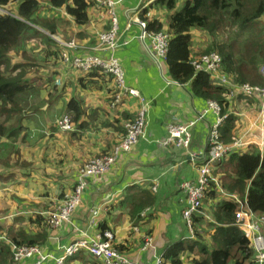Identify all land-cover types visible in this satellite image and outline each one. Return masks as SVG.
Segmentation results:
<instances>
[{"label":"crops","instance_id":"1","mask_svg":"<svg viewBox=\"0 0 264 264\" xmlns=\"http://www.w3.org/2000/svg\"><path fill=\"white\" fill-rule=\"evenodd\" d=\"M45 1L40 0L41 4ZM146 2L147 0H121L117 4L119 44L125 41L128 43L116 49L126 83L143 97L152 100L144 137L138 140L130 152L121 153L108 173L88 182L73 222L76 227L84 228L89 210L95 206L100 207V223H104L107 230L113 232L114 244L122 253L141 264H152V252L139 250L144 241L143 233L151 236L156 251L160 254L167 245L186 235V227L181 218L184 199L179 184L184 179L195 180L200 160L198 157L205 150L209 125L215 121V116L209 113L190 127L191 141L188 148L162 144L166 140V127L171 119L176 117L177 120L188 123L203 108L206 100L195 96L189 83L175 82L165 72L167 82L147 57L141 41L136 38L140 33L139 26L125 14L126 9L135 8V16L139 17L140 12L148 8L152 15L153 8L148 7L149 4L143 7ZM52 11L57 21H63L69 36L77 40L79 48L74 54H111L94 49L97 48V32L109 27V19L94 0L87 9V22L83 25H76L64 7H53ZM46 15L47 11L44 12V16ZM161 21L163 22L162 18ZM197 32L199 36L201 31ZM205 47L206 45L196 50L200 52ZM45 67L50 78L45 79L46 82L33 91L40 95V99L36 101L39 107L34 112L35 127L26 141H16L17 147L14 146L15 142L14 145L10 144L9 150L17 149V153L8 155L15 164L7 161L2 163L5 165H0V203L33 202L37 204L35 207L41 208L40 202H58L61 195L71 191L82 162L90 156L108 152L122 135L125 122L133 119L137 108L138 103L132 96H126L123 103L115 109L110 106L109 96L113 91V82L107 76L97 72L80 73L55 58ZM47 76L42 75L44 78ZM56 79L60 80L58 84L54 83ZM51 88H55L57 92H52ZM72 98L77 102L75 130L62 132L57 128L55 119L66 112V104ZM258 105L256 99L243 100L239 97L223 103V112L228 116V124L232 126V129H227V133L244 135L247 146L243 150L256 146L260 140L259 132L250 129ZM2 140L7 141L5 138ZM5 151L8 152V149ZM190 154L195 155L194 161L190 159ZM18 156L25 159L21 161L19 157V160H15ZM226 162L223 160L215 165L213 172L217 182H211V186L217 187L219 181L232 176L231 163ZM156 182L157 186L153 191L152 187ZM145 195L150 197L149 201L144 198ZM213 195L208 194L203 203V210L209 215L223 201L220 196ZM139 204L144 207L143 210L148 208L147 217L139 223L138 229H134L138 220L132 218L130 208ZM5 212L9 211L3 207V212L0 213ZM23 212L24 209L18 213L25 214ZM9 220L10 217H0V226L8 225ZM15 225L20 226V222ZM198 227L209 230L204 225ZM33 228L34 230H27V233L37 238L40 230H36V224ZM76 234V228L69 225L60 229L48 228L42 247L58 253L61 246L77 238ZM0 235L5 234L0 231ZM81 253L87 254L86 251ZM31 261L32 259L24 260L20 264H31ZM70 264L80 263L73 259Z\"/></svg>","mask_w":264,"mask_h":264},{"label":"trees","instance_id":"2","mask_svg":"<svg viewBox=\"0 0 264 264\" xmlns=\"http://www.w3.org/2000/svg\"><path fill=\"white\" fill-rule=\"evenodd\" d=\"M15 3H17L16 9ZM43 3L41 4L39 0H0V8L4 7L1 9L5 11L4 14H0V150H3L0 153V165L9 161L7 159L9 153H17L16 148L9 150L10 144L14 145L15 142L14 146L17 147L16 141H26L36 124L34 112L39 104L34 102L27 112L15 101L16 96L25 91L33 92L45 83V79L50 78L45 65H49L53 58L60 59L66 64L64 55L69 57L73 54L66 44L72 41L77 43L75 38L69 36L63 21L56 20L53 7H64L65 12L76 25H83L87 22V9L92 5L93 0H46ZM8 6L13 9L6 8ZM148 7L153 8L152 15L147 8L140 13V19L145 21L147 30L155 33L163 32L168 36L165 72L178 83H189L190 90L199 98L213 99L223 106L226 95V88L221 84L220 79L210 78L209 74L197 70L191 64L192 60L198 61L203 54L217 53L222 60V72L234 82H245L248 77L247 70L251 66L257 68L264 64V0H152ZM45 11H47L46 16H44ZM158 12L161 16H165V24L161 21ZM193 30L203 31L207 37L206 47L200 52L194 46V37L198 39L200 37L195 35ZM116 51L112 54L118 59L125 79L124 69ZM151 63L154 65L152 61ZM101 74L109 77L113 82L109 104L115 109L128 95L112 105L116 91L114 77L103 72ZM42 75L48 76L44 78ZM51 91L57 92L55 88H51ZM139 108L140 105L137 104L133 119H129L125 124L136 118ZM65 110L64 113L72 115L73 121H76L77 102L73 98L67 102ZM124 134L125 128L122 135ZM4 138L7 141L2 140ZM6 149H8L7 153L4 152ZM106 154L107 152L90 156L82 162L72 189L85 163L91 159L102 158ZM3 157H6V160ZM226 163H231L233 170L229 179L225 177L223 181H219L222 191L228 195H239L241 200H245L247 208L264 215V150L253 147L246 152H233ZM217 189L218 187L213 185L206 193L210 196L217 195ZM64 195H61L58 204ZM144 198L150 200L147 195ZM239 207L237 201L227 196L223 203L214 207L215 210L211 212L212 221L204 218L202 221L201 215L194 216L195 239L192 241L179 239L167 245L162 252L164 262L166 264H256L254 252L246 237L233 225L234 214ZM143 209L141 204L132 205L130 208L132 218L141 220L140 213ZM35 212L38 211L33 212L26 208L23 212L25 214L17 213L10 217L8 225L0 226V231L5 234L0 235V264H20L24 260L31 259L23 257L19 261H14L13 248L33 245L43 248L44 236L50 227L46 216L43 217L45 211L38 213L37 216L33 215ZM17 216L19 218H16ZM18 220L20 226L15 225ZM100 222L96 229L90 231L92 237L107 229L104 223ZM71 223L72 225L65 223L60 228L65 225L76 228L73 218ZM35 224L36 230H40L37 238L27 233V230H34L32 227ZM199 224L208 227L209 230L202 228L198 230ZM84 228H88L87 223ZM76 235L78 237V234ZM1 237L6 238L9 243ZM189 254L194 255L190 257ZM73 259L80 264H103L98 258L86 253L71 257L65 264H70Z\"/></svg>","mask_w":264,"mask_h":264},{"label":"built area","instance_id":"3","mask_svg":"<svg viewBox=\"0 0 264 264\" xmlns=\"http://www.w3.org/2000/svg\"><path fill=\"white\" fill-rule=\"evenodd\" d=\"M121 0H95L96 5L104 10L105 16L109 19V27L106 31H100L97 34L98 44L97 50H105L110 52V55L88 54L84 56L64 55V62L69 63L74 69L81 72H89L94 69H99L100 72L111 74L114 77L115 93L112 105L118 103L123 96H132L140 105L137 116L132 122H127L124 125L125 134L120 138L119 142L114 146L110 154L104 155L102 158L88 160L80 169L77 176V181L74 188L64 195L61 202L55 207L52 212L46 213V220L53 228H60L63 224H71V217L76 209L81 205V196L87 187L88 181L94 177L106 174L110 166L121 152H128L138 141L144 137L147 114L151 104L149 98H145L134 89L130 88L124 79L123 70L118 59L112 53L120 45H125L128 42L119 44V23L117 16V4ZM147 5V4H146ZM144 5V7L146 6ZM135 9V8H134ZM129 9L125 12L129 16V20L135 21L140 28V33L136 36L144 47L147 57L159 69L161 75L165 74V55L167 51L168 36L163 32L148 31L145 21L137 18L130 13L136 10ZM0 13H2L0 9ZM149 15V13H146ZM62 44V42H61ZM71 50L76 49L75 42L72 41L66 44ZM107 54V52H106ZM191 64L197 70H202L209 74L210 78L220 79L221 84H233L222 72V60L215 53L203 54L199 60H192ZM261 74L264 76V67L261 68ZM164 78V76H163ZM167 82H169L166 79ZM55 83H59L56 80ZM236 89V87H234ZM245 89L249 92L258 91L264 99V89L252 88L245 85ZM211 111L216 115V121L213 123L212 129L209 132L207 151L201 159L198 167L195 180H183L180 183L181 191L184 195L185 207L182 211L183 218L189 222L190 217L194 213L200 212L202 201L206 196V191L209 189L211 182H217L213 177V165L221 159L227 157L235 147L239 146V141L233 138L231 143H223L219 137L218 127L223 119L220 115V107L217 103L207 101L206 106L198 113V118L201 119L204 114ZM60 130H72V122L69 115H64L56 122ZM167 137L164 143H172L176 147H187L190 141L189 125L183 126L179 124L175 117L167 125ZM217 191L222 196H230L240 204L238 210L234 214L233 225L240 230L246 237L249 245L254 252V262L256 264H264V215L257 214L245 207L243 203L234 194L228 195L222 191L219 183H217ZM105 211V209H104ZM101 208L98 206L92 207L89 210L87 217L88 228H77L78 237L71 243L61 246L60 254L44 252L40 247L21 246L17 249L13 248L12 256L14 261H19L23 257L33 258V264H43L47 260H52V264H64L65 260L79 252L86 251L87 254L98 258L103 264H141L138 260L128 257L122 252L112 247L114 238L110 231H104L91 236L90 231L98 227L100 221ZM152 241V240H151ZM150 241V244L143 243L139 248L141 252L151 251L153 264H166L163 256L157 253L155 245Z\"/></svg>","mask_w":264,"mask_h":264},{"label":"clouds","instance_id":"4","mask_svg":"<svg viewBox=\"0 0 264 264\" xmlns=\"http://www.w3.org/2000/svg\"><path fill=\"white\" fill-rule=\"evenodd\" d=\"M94 2H95V0H94ZM150 2H152V0H147V2L144 4V5H148ZM95 4H96V2H95ZM144 5H143V7H144ZM146 5V6H147ZM145 6V7H146ZM1 9V8H0ZM129 9H131V8H128V9H126L125 10V12L127 11V10H129ZM146 9V8H145ZM132 10V9H131ZM147 10H148V8H147ZM1 11H2V13H0V14H4L5 13V11L3 10V9H1ZM143 11V10H142ZM142 11L140 12V13H142ZM130 15H134L135 16V12H133V13H130ZM137 18H139L140 19V16L139 17H137ZM100 32V31H99ZM99 32H97V34L99 33ZM97 34H96V38H97ZM97 44H98V39H97ZM75 45H76V49H74V50H71V52H73V54L71 55L72 57H74V56H84V55H88V54H97V53H82V54H80V53H75L74 54V51H76L78 48H79V45L75 42ZM120 46H122V45H120ZM119 48V47H118ZM94 49H96L97 50V48H94ZM116 50V49H115ZM103 52H105V51H103ZM108 55H109V53H107ZM97 55H100V54H97ZM104 55H106V54H104ZM104 55H101V56H104ZM68 66H70L71 68H73L69 63H66ZM65 64V65H66ZM264 67V64H261L260 66H258V68H259V73H260V75H261V77H262V80L260 81V82H258L259 84L258 85H253V84H248V83H245V82H234V81H232V80H230V83L231 84H233L232 85V87H230L229 85H225L224 84V87L226 88V95H224V102L223 103H226L227 102V100H229V99H233V98H237V97H239V98H242L243 100H249V99H256L257 101H258V103H259V105H258V111H257V114H256V116L251 120V123H250V129H256L258 132H259V134H260V140H259V142L256 144V146L255 145H253V146H251L248 150H243V148H244V146H247V143L244 141V135L242 134V135H238V134H230L229 132L227 133V129L229 128V129H232V126L231 125H229L228 124V116L227 115H225L224 114V112H223V106L218 102V101H216V100H213V99H207L206 100V102L207 101H212V102H215V103H217L218 105H219V107H220V109H221V111H220V115L223 117V119H222V121H221V123H220V125H219V127H218V130H219V137H220V140L224 143V142H233V138L234 139H237L238 141H239V146L238 147H235L233 150H232V152L230 153V154H232L233 152H238V151H243V152H246V151H249L251 148H253V147H259L260 148V150H264V99H263V97H262V95H261V93L260 92H258V91H253V92H249V91H247L246 89H245V85H247V86H250V87H252V88H258L259 90H261V89H264V76L261 74V68H263ZM74 69V68H73ZM74 70H76V69H74ZM76 71H78V70H76ZM78 72H80V73H83V74H87V73H89V72H97V73H100L101 74V72L99 71V69H94V70H91V71H89V72H81V71H78ZM56 80H59V79H56ZM55 80V81H56ZM60 81V80H59ZM176 82V81H175ZM55 83V82H54ZM56 84V83H55ZM58 84V83H57ZM234 87H236V89L234 88ZM151 100V99H150ZM152 101V100H151ZM150 106H151V104H150ZM206 106V103H205V105L203 106V108ZM203 108H201V110L203 109ZM200 110V111H201ZM149 111V110H148ZM200 111H197V112H200ZM212 114V115H214L215 116V121H216V115L214 114V113H212L211 111H209V112H207L206 114H204V116L202 117V118H204V117H206V115L207 114ZM64 115H69L70 116V118H71V122H72V130H66V131H62V130H60V128L58 127V125L56 124V122H57V120L59 119V118H62ZM195 117H194V119L193 120H191V121H189L188 123H186V122H181V121H179V120H177V118H176V120L179 122V124H182L183 126H185V125H189V132H190V127L196 122V121H198L199 120V118H198V113H196L195 115H194ZM201 118V119H202ZM171 121H172V119H171ZM214 121V122H215ZM214 122H212L210 125H209V131H208V137H207V142H208V138H209V132L211 131V129H212V126H213V123ZM55 124H56V126H57V128L60 130V131H62V132H72V131H74L75 130V126H74V121H73V118H72V115H70V114H68V113H63V114H61L60 116H58L56 119H55ZM167 128V127H166ZM226 130V131H225ZM228 135L230 136L229 137V140H227V138H228ZM123 136V135H122ZM122 136H120L119 137V139H118V141L116 142V144L119 142V140H120V138L122 137ZM141 139V138H140ZM139 140V139H138ZM190 141H191V132H190ZM190 141H189V144H190ZM138 142V141H137ZM136 142V143H137ZM206 142V146H205V150H204V152L200 155V157H198V158H200V160H198V162L200 163V161H201V159L203 158V156H204V154L206 153V151H207V146H208V143ZM135 143V144H136ZM116 144H114L113 146H112V148L107 152V154L106 155H108V154H110L111 153V151L113 150V148H114V146L116 145ZM162 144H164V145H166V144H168V143H162ZM169 144H172V143H169ZM189 144H188V146H189ZM172 145H174V144H172ZM175 146V145H174ZM188 146L187 147H182V148H188ZM133 148V147H132ZM131 148V149H132ZM131 149L128 151V152H130L131 151ZM128 152H121V153H128ZM121 153L119 154V156L115 159V161H114V163L110 166V168L116 163V161H117V159L120 157V155H121ZM230 154L227 156V157H225V158H223V159H221L220 161H218V162H216L214 165H213V169H214V167H215V165L217 164V163H220L221 161H223V160H226L227 161V159L230 157ZM189 157H190V159L192 160V161H194L195 160V155L194 154H190L189 155ZM199 163H198V165H199ZM198 167V166H197ZM110 170V169H109ZM109 172V171H108ZM107 172V173H108ZM212 172H213V170H212ZM102 176V175H101ZM213 177H214V172H213ZM95 178V177H94ZM91 180V179H90ZM89 180V181H90ZM184 180H186V179H184ZM188 180H192V179H188ZM88 181V182H89ZM183 181V180H182ZM181 181V182H182ZM193 181V180H192ZM180 182V183H181ZM219 184H220V186H221V183L220 182H218ZM88 185V184H87ZM157 186V182L155 183V185L152 187V190L154 191L155 190V187ZM210 187H211V185H210ZM209 187V188H210ZM86 189V188H85ZM179 189H180V191H181V188H180V184H179ZM72 190V189H71ZM209 190V189H208ZM208 190L206 191V192H208ZM85 191V190H84ZM84 191H83V193H84ZM181 193H182V191H181ZM65 194H67V193H65ZM206 194V196H207V193H205ZM216 194H217V196H220L221 198H223V201L221 202V203H223L224 201H225V198H226V196H222V195H220L219 193H218V191H216ZM228 194V193H227ZM83 195V194H82ZM234 195H236L237 197H238V199L241 201V203H243V205L245 206L246 204H245V200H241V197L239 196V195H237V194H234ZM182 196H183V199H184V195H183V193H182ZM206 196L204 197V199H203V201H202V206L200 207V212L199 213H194L191 217H190V220H189V222L188 221H186L184 218H183V216H182V211H183V209H184V207H185V201H184V207L182 208V210H181V218H182V220H183V222H184V224H185V227H186V231H187V233H186V235L184 236V237H181L180 239H183L184 241H192V240H194L195 239V237H196V235H195V233H194V226H193V217L194 216H196V215H201L202 216V221H203V218L204 219H207L208 221H212V216L211 215H209V214H206L205 212H204V210H203V203H204V201H205V199H206ZM82 197V196H81ZM60 203V202H59ZM58 205V204H57ZM246 207V206H245ZM77 210V209H76ZM147 211H148V208L146 209V210H143L141 213H140V218H141V221H143L146 217H147ZM252 211V210H251ZM76 212V211H75ZM46 213H48L47 211H45L44 213H43V215L44 216H46ZM75 214V213H74ZM257 214H259V213H257ZM209 215V216H208ZM263 215V214H262ZM71 218H74V215L71 217ZM198 226H201V224H199ZM197 226V229L199 230V227ZM49 227L51 228V229H60V228H53V227H51L50 225H49ZM105 231H110V232H112L111 230H105ZM75 240V239H74ZM74 240H72V241H70L69 243H71V242H73ZM151 240H152V238H151ZM153 244H154V242H153V240L151 241ZM68 243V244H69ZM143 243H144V241H143ZM67 245V244H66ZM143 245V244H142ZM38 247H40V246H38ZM41 248V247H40ZM44 252H50V251H46V250H44L43 248H41ZM78 254L80 253V252H77ZM77 253H75L74 255H72V256H70V257H68L66 260H65V262L66 261H68L71 257H73V256H75V255H77ZM157 253H159V252H157ZM160 254V253H159ZM161 255H162V253H161ZM32 260H34L33 258H31ZM65 262H64V264H65ZM52 264V263H51Z\"/></svg>","mask_w":264,"mask_h":264},{"label":"rangeland","instance_id":"5","mask_svg":"<svg viewBox=\"0 0 264 264\" xmlns=\"http://www.w3.org/2000/svg\"><path fill=\"white\" fill-rule=\"evenodd\" d=\"M40 1V0H39ZM1 8H3L4 9V7H1ZM6 8H9V9H13L11 6H8V7H6ZM158 15L163 19V24H165L166 23V18H165V16H161L160 14H159V12H158ZM192 32H194V34L196 35V34H199L196 30H193ZM200 38L199 39H195V45H196V48L197 49H199V48H202V47H204L205 45H206V43H207V39H206V35H205V33L203 32V31H201V33H200ZM194 38H196V37H194ZM248 67H250V65H248ZM247 72H248V77H247V80L245 81V83H248V84H253V85H258L259 83L258 82H260L261 80H262V77H261V75H260V73H259V68L257 67H254V66H251L250 68H249V70H247ZM162 76H164L165 77V74H163ZM165 79H166V77H165ZM40 95L38 94H36L35 92H32V91H25V92H21V93H19L17 96H16V102L25 110V111H29V107L32 105V104H34V102H36L37 100H39L40 98ZM35 104H37V103H35ZM235 134V133H234ZM230 137V136H229ZM3 143H6V142H3ZM224 143H226V144H228V143H230V142H224ZM1 152H3V151H1L0 150V153ZM4 152H7V151H4ZM19 157L20 156H18L17 158H15V160H19ZM3 158H5V160H6V157H3ZM14 158V157H13ZM12 158V159H13ZM9 161L8 162H10V163H13V164H15V161H12L11 160V158H7ZM25 159V157H20V160L21 161H23ZM232 170L233 169H231V172H232ZM1 183V182H0ZM126 204L127 203H129V202H125ZM31 204L33 205V206H31ZM40 204H42V206H41V208H37V207H35L37 204H34L33 202H5V201H3V202H1L0 203V211L1 212H3V207H4V210H7V211H9V212H5L4 214H1L0 213V217H3L4 219L5 218H9V217H11V216H13V215H15V214H17L19 211H21L22 209H23V206H24V210L27 208V209H29V210H31V211H38V212H35V213H33V215H35V216H37L38 215V213H40V211L39 210H43L44 209V211H50V210H53L54 209V207L58 204V202H51V204H50V202H40ZM28 205V206H27ZM43 211V212H44ZM30 214H31V212H30ZM23 216V215H22ZM43 217H44V215H43ZM13 218V217H12ZM16 218H19L18 216L16 217ZM36 219V218H35ZM20 222V220H18V222L17 223H19ZM142 221L141 220H138L137 222H135L136 223V225H134L133 226V228L134 229H138L139 227V223H141ZM264 225V224H263ZM112 234H113V232H111ZM113 238H114V235H113ZM143 240H144V244L145 243H147L148 245L150 244V241H151V236L150 235H148V234H144L143 233ZM114 241H115V238H114ZM112 247H114L115 249H117L119 252H122L118 247H117V245H115L114 244V242H113V245H112ZM10 249H11V245H10ZM62 252V250H60L58 253H56V254H60ZM79 252H83L82 250H80ZM50 253H54V252H50ZM193 255L194 254H192V255H189L190 257H193ZM45 262H50V263H52V260H47V261H45ZM186 262V258L184 257V263ZM153 264V263H152Z\"/></svg>","mask_w":264,"mask_h":264},{"label":"bare ground","instance_id":"6","mask_svg":"<svg viewBox=\"0 0 264 264\" xmlns=\"http://www.w3.org/2000/svg\"><path fill=\"white\" fill-rule=\"evenodd\" d=\"M264 25V24H263ZM215 81V80H214ZM202 217V216H201Z\"/></svg>","mask_w":264,"mask_h":264}]
</instances>
